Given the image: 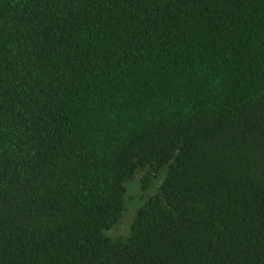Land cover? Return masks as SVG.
<instances>
[{
    "label": "trees",
    "instance_id": "16d2710c",
    "mask_svg": "<svg viewBox=\"0 0 264 264\" xmlns=\"http://www.w3.org/2000/svg\"><path fill=\"white\" fill-rule=\"evenodd\" d=\"M0 264H264V0H0Z\"/></svg>",
    "mask_w": 264,
    "mask_h": 264
},
{
    "label": "rangeland",
    "instance_id": "374dc122",
    "mask_svg": "<svg viewBox=\"0 0 264 264\" xmlns=\"http://www.w3.org/2000/svg\"><path fill=\"white\" fill-rule=\"evenodd\" d=\"M158 175L153 179L150 175H146L145 172L137 171L132 179L124 184L122 212L119 220L106 233L107 238L115 240L127 236L135 209L143 200L152 196L154 188L161 183L163 173L160 172Z\"/></svg>",
    "mask_w": 264,
    "mask_h": 264
}]
</instances>
